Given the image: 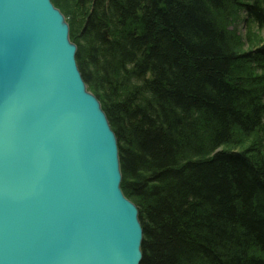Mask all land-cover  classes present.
Segmentation results:
<instances>
[{
  "label": "trees",
  "instance_id": "obj_1",
  "mask_svg": "<svg viewBox=\"0 0 264 264\" xmlns=\"http://www.w3.org/2000/svg\"><path fill=\"white\" fill-rule=\"evenodd\" d=\"M51 1L80 18L70 39L116 133L141 264H264V0Z\"/></svg>",
  "mask_w": 264,
  "mask_h": 264
},
{
  "label": "water",
  "instance_id": "obj_2",
  "mask_svg": "<svg viewBox=\"0 0 264 264\" xmlns=\"http://www.w3.org/2000/svg\"><path fill=\"white\" fill-rule=\"evenodd\" d=\"M76 55L51 0H0V264L143 260L118 140Z\"/></svg>",
  "mask_w": 264,
  "mask_h": 264
},
{
  "label": "rangeland",
  "instance_id": "obj_3",
  "mask_svg": "<svg viewBox=\"0 0 264 264\" xmlns=\"http://www.w3.org/2000/svg\"><path fill=\"white\" fill-rule=\"evenodd\" d=\"M59 10V9H58ZM74 10L76 12H78V9L75 7ZM60 12L63 14L65 20H66V23L69 25V28H70V31H72L73 27L75 26L76 27V23L79 24V16H78V13L74 14V12L72 11H69L68 9H64L63 11L60 10ZM236 18L233 19V21H235ZM240 25H241V16L240 14L238 15V19L235 21V23H233V26L231 27V30H233L236 35L238 36V38H243L245 34L243 33H240ZM242 32H244L243 30H241ZM71 40V39H70ZM72 42V41H71ZM73 43V42H72ZM74 44V43H73ZM76 45V44H75ZM77 46V45H76ZM249 46L247 45L246 48H248ZM77 50H78V47H77ZM88 89V87H87ZM91 93V92H90ZM100 102V101H99ZM101 104V102H100ZM102 106V105H101ZM113 130V129H112ZM115 133V131H114ZM116 135V133H115ZM132 202V201H131ZM137 207V206H136ZM138 209V207H137ZM139 211V209H138Z\"/></svg>",
  "mask_w": 264,
  "mask_h": 264
}]
</instances>
